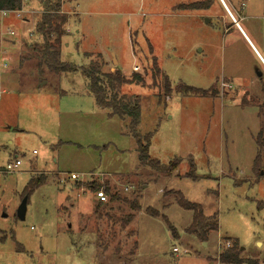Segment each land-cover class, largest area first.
Segmentation results:
<instances>
[{"label":"rangeland","instance_id":"374dc122","mask_svg":"<svg viewBox=\"0 0 264 264\" xmlns=\"http://www.w3.org/2000/svg\"><path fill=\"white\" fill-rule=\"evenodd\" d=\"M42 1L25 0L20 16L0 13V264H226L218 255L227 243L240 259L227 264H264V147L254 166L260 109L240 105L243 96L264 102V65L227 11L218 1L174 11L196 0H60V58L76 69L56 74L37 71L31 48L43 42L35 32ZM232 1L242 14L264 10V0ZM239 23L264 58V20ZM100 60L103 72L143 76L119 93L138 101L137 131L152 133L149 157L177 161L170 174L139 160L129 118L95 102L80 69ZM180 84L215 92L181 96ZM15 159L19 167L5 171ZM36 176L44 183L21 220L22 190ZM90 182L136 197L140 208L105 207V194L96 211L103 189ZM180 196L215 217L206 241L186 231L193 212Z\"/></svg>","mask_w":264,"mask_h":264},{"label":"trees","instance_id":"16d2710c","mask_svg":"<svg viewBox=\"0 0 264 264\" xmlns=\"http://www.w3.org/2000/svg\"><path fill=\"white\" fill-rule=\"evenodd\" d=\"M215 1L220 3L219 0H196L190 3H179L173 7V10H207L214 5ZM22 5L23 0H0V10H19L22 8ZM220 5L223 8L221 3ZM60 11V0L42 1V12L40 19L36 23L35 32L41 36L43 42L41 47H38L37 45L31 47L33 51H37L39 54L37 61V71L49 70L52 73L57 74L60 72L76 69L75 66L63 62L60 58L59 46L61 44V37L64 34L63 25L67 22L66 15ZM148 47L149 50L152 51V47L149 44ZM100 61V64L94 62L89 66H82L80 69L88 79V88L93 94L95 102L98 106L109 109L110 115H117L123 119L129 118L130 132L138 145L137 150L139 160L143 163H146L150 167H155L166 174H170L176 168L177 161L175 160L174 162H170L168 165L163 166L157 160L149 157L148 151L152 133H145L142 135L137 131V127L140 122V107L138 101L134 99L132 100L128 96L119 93L120 88L125 84L142 85L144 82L143 76L138 72H132L130 77H126L119 69H115L113 72H103L101 71L100 66L104 63L102 60ZM152 61L153 68L157 73H159L160 69L156 64L155 56H153ZM169 85V80L165 76L164 87L168 91L167 94L171 92ZM211 87L208 89H201L180 84L175 87L174 91L181 96L208 97L213 96L215 92ZM260 90L264 95V80L262 79L260 80ZM240 105L242 107L252 105L260 109L258 116L261 118V127L256 136L258 151L254 159V166L257 167L260 163L262 148L264 147V116L261 117L262 114L264 115V102H260L259 98L257 97L248 102L246 97L243 96L240 99ZM44 180V176L30 178L27 184L24 186L21 196L23 197L26 195L28 202L29 195L36 188L41 186L44 183ZM88 187L91 190H98L102 187L104 193L108 196V201L104 204L105 207L109 208V203L118 201L119 203L128 205L133 211H136L140 208L136 197H121L118 192H113L111 190L109 184L101 186L95 182H90ZM177 202L181 207L189 209L193 212L192 222L187 227L186 231L200 238L202 241H206L209 230L217 229V221L215 220V217L205 216L202 208L198 204L186 200L183 196H180L177 199ZM102 203L104 202L98 200V203L95 206L96 211L102 208ZM258 207L261 206L258 204ZM132 215L133 213H130L126 216V218L122 219V225L129 222ZM164 220L167 221L165 218ZM218 260L220 263L226 264L232 262L240 263L237 250L234 251L231 244L218 255ZM249 264H258V262L256 260H252L249 262Z\"/></svg>","mask_w":264,"mask_h":264},{"label":"crops","instance_id":"0c3cea01","mask_svg":"<svg viewBox=\"0 0 264 264\" xmlns=\"http://www.w3.org/2000/svg\"><path fill=\"white\" fill-rule=\"evenodd\" d=\"M220 1V0H219ZM224 3L226 4V6L228 7L229 11L231 12L232 16L235 18V20L237 21V24H235V22L232 20V18L229 20V23L230 25H234V27H237V30L241 33H243V35L245 36V38L248 40V42L250 43V45L253 47V49L255 50V52L258 54V56L260 57L263 65H264V58L262 57L261 54H259V52L256 50L255 46H254V43L253 41L249 38V36L246 34V32L243 30L242 26L240 25L239 23V20L240 19H244V18H247V19H255V20H264V10L261 12V13H258V12H255V11H249L246 14H242L244 12V10L242 8L240 9H237L234 1L232 0H223ZM217 2V1H215ZM221 3V2H220ZM23 4H24V1H23ZM241 4H243V6L245 5L244 2H242ZM223 6V5H222ZM23 7V5H22ZM245 8V7H244ZM22 9V8H21ZM224 9V7L222 8ZM225 11V10H224ZM23 12V10H22ZM64 14V13H63ZM250 28L253 30V31H256V28L254 26H250ZM101 53V52H100ZM103 55V54H102ZM104 57V55H103Z\"/></svg>","mask_w":264,"mask_h":264},{"label":"built area","instance_id":"2783aa9c","mask_svg":"<svg viewBox=\"0 0 264 264\" xmlns=\"http://www.w3.org/2000/svg\"><path fill=\"white\" fill-rule=\"evenodd\" d=\"M23 1H25V0H23ZM21 12H22V9H19V10H0V13H3V14H5V13H15L17 16H20ZM7 34L13 35L14 32L12 30L8 29L7 30ZM19 165H20V161H18V159H15L13 161L8 162L6 164V166L4 167V170L7 171V172H11V171L16 170L19 167ZM69 178L77 179V175L71 174L69 176ZM95 196H96V199L101 201V202L107 201L106 195H105V193L103 191H97ZM229 246H230V244L227 243L226 247H229ZM173 250L176 251L177 249L174 248Z\"/></svg>","mask_w":264,"mask_h":264},{"label":"water","instance_id":"95a60500","mask_svg":"<svg viewBox=\"0 0 264 264\" xmlns=\"http://www.w3.org/2000/svg\"><path fill=\"white\" fill-rule=\"evenodd\" d=\"M221 4L223 5L224 9L227 11V13L229 14V16L232 18V20L235 22V24H237V21L235 20V18L232 16V14L230 13L228 7L226 6V4L224 3L223 0H220ZM205 20L208 22V18H205ZM26 208H27V196H23L20 204L18 205V208L16 210V214L18 216L19 219L23 220L25 217V213H26Z\"/></svg>","mask_w":264,"mask_h":264}]
</instances>
